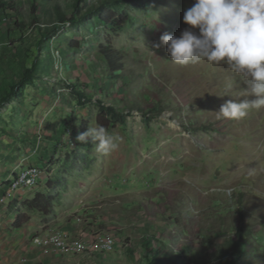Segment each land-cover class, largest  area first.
<instances>
[{
	"label": "rangeland",
	"instance_id": "rangeland-1",
	"mask_svg": "<svg viewBox=\"0 0 264 264\" xmlns=\"http://www.w3.org/2000/svg\"><path fill=\"white\" fill-rule=\"evenodd\" d=\"M78 1L11 0L12 13L0 15V170L32 154L39 164L26 166L44 174L1 222L0 244L15 246L7 260L12 253L22 260L31 239L56 233L82 247L63 253L60 264H148L154 250V264H226L222 252L237 243L243 264H264V108L217 119L225 101L248 98L243 83L223 65H175L160 42L189 27L182 18L194 0L128 1L110 11L109 24L79 19L85 4L77 14ZM59 19L60 30L41 44L40 28ZM102 45L121 54L122 72L109 73ZM27 70V95L18 103L31 99L30 106L1 104ZM70 86L89 99L79 101ZM100 103L129 114L107 128L121 138L108 155L90 139L76 141L99 125ZM37 194L51 199L48 216L23 206ZM104 235L115 249L98 248ZM150 238L156 241L146 246Z\"/></svg>",
	"mask_w": 264,
	"mask_h": 264
},
{
	"label": "clouds",
	"instance_id": "clouds-1",
	"mask_svg": "<svg viewBox=\"0 0 264 264\" xmlns=\"http://www.w3.org/2000/svg\"><path fill=\"white\" fill-rule=\"evenodd\" d=\"M182 22L189 27L179 36H160L169 60L182 67L202 60L226 66L245 86L248 98L225 101L217 119L241 120L264 108V0H194ZM89 139L96 153L108 155L121 138L97 125L76 136L80 144Z\"/></svg>",
	"mask_w": 264,
	"mask_h": 264
},
{
	"label": "trees",
	"instance_id": "trees-1",
	"mask_svg": "<svg viewBox=\"0 0 264 264\" xmlns=\"http://www.w3.org/2000/svg\"><path fill=\"white\" fill-rule=\"evenodd\" d=\"M128 1H138V0H96L95 2L91 3V4H87L86 0H79L76 4V13L78 14V12L81 10L80 6L81 4H85V9L83 12L80 13L79 19H88L92 16H99V20L104 22L105 24H109L111 22H113V20L115 19L114 15L110 13V11L114 10L117 5L119 4H126L128 3ZM13 4V2L11 3V5ZM11 5L9 6L10 11H13L11 8ZM31 10L33 13V21L39 22V17H38V8L36 6L35 3L32 4L31 6ZM74 15H77V14ZM70 21H74L73 17L70 19ZM126 20H123L121 22V25H123L125 23ZM63 21L62 19L58 20V26H55L56 24L53 25V28L47 29V30H42L40 28V43L41 44H45L49 39H51L52 37H54L56 35V33L60 30V27L62 25ZM98 55L103 59V61L106 64V67L109 71L110 74H116L119 72L123 71V67H124V62H123V58L121 56V54L113 49L111 46L106 45V46H100L99 50L97 51ZM31 71L27 70L21 79H19L17 81L16 84H14L11 89L9 90L8 93L5 94V96L1 99V104L2 103H6L9 100H14V101H21L23 98V92L25 90V87L27 86V84L29 83V81L31 80ZM71 90L75 93V95L77 96V98L79 99V101H86L89 98L84 94V92L82 90H79V88H77L76 86H70ZM101 107H100V113L97 116V122L99 123V125H103L106 128H108L110 125H114V124H124L126 121V117L129 116V114L127 113H122L120 111L117 110L116 107H114V105H108V104H102L100 103ZM105 116L108 117V119L105 121V123H102L101 118ZM51 205V199L50 198H46L45 196L41 195V194H37L35 196L34 199L30 200V201H26L23 203V206L28 209V210H36L39 211L40 213L48 216V212L46 210V206H48V208ZM16 225V223H15ZM18 227L20 226V224H17ZM156 241V239L154 238H150L148 240H146V246L152 245L153 243ZM155 250H154V254H150L149 260H148V264H154V262L156 261V256L157 254H155ZM224 253L225 259H226V264H243V262L245 260L242 261V257L245 256L246 254L244 252H242L240 250L239 247V243H237L236 246H234L232 248L231 251L228 252H222V254ZM181 255H183L181 253Z\"/></svg>",
	"mask_w": 264,
	"mask_h": 264
},
{
	"label": "crops",
	"instance_id": "crops-1",
	"mask_svg": "<svg viewBox=\"0 0 264 264\" xmlns=\"http://www.w3.org/2000/svg\"><path fill=\"white\" fill-rule=\"evenodd\" d=\"M27 90H28V86L25 87V90L23 92L24 93L23 94V96H24L23 98L26 97L27 94L25 92ZM32 96H31V98H32ZM30 100L31 99H27L26 102L23 103L22 105H19V103L17 101V104L19 106H22V107L27 109V107L30 106ZM70 110H71L70 111L71 113L75 112L71 108H70ZM56 111H61V110L59 109V110H56ZM63 112L67 114L68 111L66 109H64ZM75 114H76V112H75ZM30 131H33V130H30ZM35 131H36V128H35L34 132ZM20 159H22L20 164L19 163L17 164V162H15L12 167H9V168L6 167L5 169L0 170V186H2L0 188V230H1V232H2L1 222H3L5 220L6 214L8 212V209L11 208L9 206L10 203L11 202H20V201H22L24 199H27L28 195L26 193H27V191L28 192L31 191L29 189H21V190L19 189V190L16 191V193L15 192L13 193L14 195L12 194V196L9 197L10 200L8 198L3 200V196L7 192V187H8L7 183L11 179H13L14 176L19 173V171L29 167V166H26V165H38L39 164V161H37L38 159L36 157H34L32 154L31 155L29 154L28 156L23 154V155L20 156ZM17 224H20V226L18 227ZM24 224H25V222L16 223L15 228L19 229V233H17V236H22L20 233H23L24 226H25ZM0 246H1L0 252L4 253V254H1V256H0V264H60V263H58V262H60L59 260L65 259L64 256H66V255H62L60 253H54L55 255H53V256H50V255L49 256H45V255L42 254V252L39 249L33 247L32 244H31V241H30V245H25V247L23 249H21V251H20L21 252L20 253L21 257H24V258H22V260L15 261L16 260L15 253H12L11 256H10V260L8 261L7 260V257L9 256L8 252L11 251V247L15 248V246H13L11 241L6 243L5 240H2ZM19 246L21 247L22 244L19 243L18 247ZM80 256L81 255L72 256V257L73 258H79ZM67 260H69V259H67ZM75 260L76 259H72L71 262L75 261ZM61 262H66V261H61ZM76 262H79V261L77 260Z\"/></svg>",
	"mask_w": 264,
	"mask_h": 264
},
{
	"label": "bare ground",
	"instance_id": "bare-ground-1",
	"mask_svg": "<svg viewBox=\"0 0 264 264\" xmlns=\"http://www.w3.org/2000/svg\"><path fill=\"white\" fill-rule=\"evenodd\" d=\"M11 3V0H0V15L3 13H12L8 6H5V4ZM34 173V178L35 179H21L22 177H27V175H31ZM43 176V171L42 169L38 167H33L29 166L25 169H22L19 171L18 174L14 176L13 179H11L7 183V192L6 196L11 197L12 194L17 190L21 189H29L37 186L39 182L42 180ZM14 195V194H13ZM35 242H39V245L37 248L40 249L42 254L49 255L50 253H70L73 252L74 250H80L81 243L79 242H67L66 236L61 235V234H50L47 237H40L37 236L34 239ZM114 244L113 239L109 238L108 236L106 237L105 235L102 236L101 242L98 244V248H100L103 251H109L110 249H105L107 248L108 244ZM51 256V254H50Z\"/></svg>",
	"mask_w": 264,
	"mask_h": 264
},
{
	"label": "built area",
	"instance_id": "built-area-1",
	"mask_svg": "<svg viewBox=\"0 0 264 264\" xmlns=\"http://www.w3.org/2000/svg\"><path fill=\"white\" fill-rule=\"evenodd\" d=\"M21 179H35L34 178V173H32L31 175H27V177H22ZM45 232H47V231H44V233ZM31 244H32V246L33 247H36V246H38L39 245V242H35V241H33V240H31ZM115 247H116V244H108L107 245V248H105V249H115Z\"/></svg>",
	"mask_w": 264,
	"mask_h": 264
}]
</instances>
